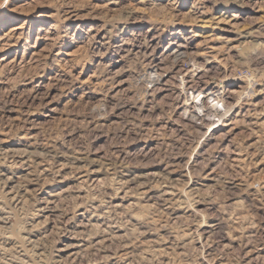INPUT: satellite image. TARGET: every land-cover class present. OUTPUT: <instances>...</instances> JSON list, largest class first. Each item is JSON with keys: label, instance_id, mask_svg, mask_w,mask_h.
I'll list each match as a JSON object with an SVG mask.
<instances>
[{"label": "rangeland", "instance_id": "rangeland-1", "mask_svg": "<svg viewBox=\"0 0 264 264\" xmlns=\"http://www.w3.org/2000/svg\"><path fill=\"white\" fill-rule=\"evenodd\" d=\"M174 44L256 85L239 129L179 112ZM263 84L264 0H0V264H264Z\"/></svg>", "mask_w": 264, "mask_h": 264}, {"label": "bare ground", "instance_id": "bare-ground-1", "mask_svg": "<svg viewBox=\"0 0 264 264\" xmlns=\"http://www.w3.org/2000/svg\"><path fill=\"white\" fill-rule=\"evenodd\" d=\"M239 15L237 13H233L231 14V16L226 15L225 13L217 16L216 19V23L219 25H224L223 27V31H227L229 34L227 35H221V37H219V39L223 40L222 42H225V44H230L234 41H239V44H241V47L243 46V48L241 50H245L247 48H244L245 44H246V39L250 38L253 31H242L239 30V28L237 27L238 24H236V21L238 19ZM209 22V21H208ZM227 26V27H226ZM228 27L230 29H228ZM227 29V30H224ZM13 29H20V26H17L16 28L13 27ZM12 29V30H13ZM222 29V26H221ZM182 31V29H181ZM200 31H195V36L197 38L202 37V39H208L209 42L214 41L216 37H214L213 34H208L205 35V32L199 33ZM230 33H233L235 35H232ZM7 34V33H6ZM193 35V34H192ZM195 37V38H196ZM241 40V41H240ZM175 41V40H174ZM201 41V40H200ZM199 41V42H200ZM218 41V38H217ZM249 42V41H248ZM247 42V43H248ZM260 43V42H259ZM198 46V43H195ZM194 44V45H195ZM203 44V43H202ZM205 44V43H204ZM207 44V43H206ZM171 45V44H170ZM200 43L199 46L200 47ZM249 45V44H248ZM203 46V45H202ZM207 46V45H206ZM185 47V46H184ZM198 47H196L197 49H199ZM235 47H240V46H235ZM183 47H181V45H173V46H169V48L167 49L168 51V55H172L173 59H175V68H177L176 70L179 72H184V78H185V97L183 100V104L178 106L179 108V112H181V114H184L186 117L192 119V120H196L198 119L200 120H206L208 122L209 128L208 131H212V133H216V132H227V133H233L235 130L239 129L238 128V124L242 123L245 121V117H243V115L241 114V100L237 101L234 103L233 102V96L236 94H240L241 96L244 95L245 97V93L246 96L249 95V98L251 95H253V93L255 94V87H254V83H249L247 86H243V85H237L234 84L231 88L229 87H225L224 84L219 83L218 81H207L205 83L202 84L201 87L199 88H195L193 86V84L196 82L195 80L197 78H199L202 74L204 73V69L203 67H207L208 64H204L202 66V62H199L195 56H193L192 58L185 57L186 54H188V52L184 51L182 49ZM195 48V49H196ZM205 48V47H204ZM210 48V52H215L218 47L215 43H211V45H209ZM229 48V47H228ZM234 48V47H233ZM203 49V48H202ZM220 50V47H219ZM222 50V49H221ZM207 51V50H206ZM205 51V52H206ZM245 51H243L244 53ZM199 53V52H198ZM197 53V54H198ZM219 53V52H218ZM241 53V52H240ZM242 53V54H243ZM201 54L204 56L206 53H204V51L202 50ZM214 54V53H213ZM212 54V55H213ZM223 54V53H222ZM193 55V53H192ZM200 55V54H199ZM209 54H207L208 56ZM211 55V54H210ZM190 56V55H189ZM200 56V57H203ZM206 56V55H205ZM213 57V56H211ZM188 66L185 67L183 65V63L185 62L184 60L186 59ZM205 58V57H204ZM216 58L213 57V59ZM201 60V59H200ZM208 60V59H207ZM179 62H181L179 64ZM206 62V61H205ZM213 62V61H212ZM218 62V60H217ZM162 63V62H161ZM207 63V62H206ZM161 69L157 64L154 65L153 67H151L149 69V71L146 73L147 76H151V75H157L158 80L156 81V83L158 85H162V86H166L170 75H166L164 73L161 72ZM206 71V70H205ZM172 72V71H171ZM170 73V72H169ZM174 73V72H173ZM176 73V72H175ZM180 74V73H179ZM182 74V75H183ZM176 75V74H174ZM173 78V77H172ZM236 80V79H235ZM103 81V80H102ZM150 81V80H149ZM200 81V80H199ZM238 81V80H237ZM244 83V82H243ZM247 83V82H246ZM259 83V82H258ZM171 84V83H170ZM169 85V84H168ZM259 85V84H258ZM264 85V84H263ZM262 85V86H263ZM256 86V85H255ZM262 88V87H261ZM167 88H164L163 91H167ZM170 90V89H169ZM263 90V89H262ZM171 91V90H170ZM261 91V90H259ZM173 92V91H172ZM182 92V91H180ZM170 93V92H169ZM177 93V92H176ZM257 93V92H256ZM264 94V93H263ZM239 97V96H238ZM243 97V99H245ZM241 98V97H240ZM247 99V98H246ZM245 99V100H246ZM97 100V99H96ZM217 102V105L216 103ZM245 102V101H244ZM252 102V100H251ZM254 102V101H253ZM102 103V102H101ZM215 103V104H214ZM222 103L221 105H219V109L218 104ZM243 103V102H242ZM249 104V103H248ZM254 104V103H253ZM257 104V102L255 103ZM244 105V103H243ZM220 106L222 108H220ZM249 106V105H248ZM252 106V105H251ZM251 108V107H250ZM253 109V108H252ZM256 109V107L254 108V110ZM260 109V107H259ZM258 112V111H257ZM263 112V111H261ZM250 113V112H247ZM253 113V112H252ZM183 115V116H184ZM249 115V114H248ZM251 116V115H250ZM212 117V118H211ZM252 117V116H251ZM255 124L257 128H262L264 126V120H262V117H260L259 113L255 114ZM253 118V117H252ZM249 122V121H248ZM203 123V122H202ZM253 123V124H254ZM207 124V123H206ZM207 125V126H208ZM243 126V125H242ZM241 126V127H242ZM255 126V125H254ZM244 128V127H243ZM252 130V128H251ZM261 130V129H260ZM253 131V130H252ZM222 134V133H221ZM37 164V163H36ZM61 164V163H60ZM59 164V165H60ZM195 164V163H194ZM38 167L41 168L43 171L47 170V167H44L43 163L39 162L38 163ZM44 168V169H43ZM60 168V167H59ZM212 171V170H211ZM31 174V172H30ZM207 175V174H206ZM37 179V178H36ZM210 179V177H209ZM192 188V187H191ZM172 199V198H171ZM174 200V199H173ZM170 201V200H169ZM198 227V226H197ZM199 229V228H198ZM186 235V234H185ZM190 238V237H189ZM192 239V237H191ZM194 240V239H193ZM155 241V240H154Z\"/></svg>", "mask_w": 264, "mask_h": 264}]
</instances>
